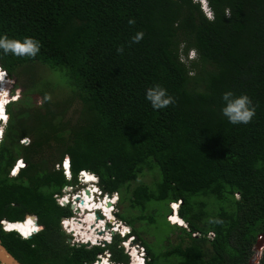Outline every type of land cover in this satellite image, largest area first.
<instances>
[{
    "label": "trees",
    "instance_id": "obj_1",
    "mask_svg": "<svg viewBox=\"0 0 264 264\" xmlns=\"http://www.w3.org/2000/svg\"><path fill=\"white\" fill-rule=\"evenodd\" d=\"M206 2L211 18L195 0H0V37L41 44L35 58L0 50V66L11 78L36 62L65 71L81 102L74 120L64 119L65 106L40 111L43 91L22 92L7 107L0 221L41 230L24 239L0 223L2 243L22 264H90L104 251L128 264L118 234L103 246L67 242L60 219L72 210L54 195L76 184L82 170L98 177L103 193L119 194L116 216L144 247L146 264H248L264 233V0ZM141 31L143 39L133 43ZM156 84L174 99L159 110L146 99ZM226 91L252 99L250 123L223 116ZM25 136L29 144H20ZM64 155L71 182L53 166ZM18 157L25 166L10 176ZM145 172L151 185L138 180ZM151 199L181 200L173 218L186 222L183 237L163 251L150 250L134 226L147 217ZM92 218L77 231L85 236ZM257 264H264V249Z\"/></svg>",
    "mask_w": 264,
    "mask_h": 264
},
{
    "label": "rangeland",
    "instance_id": "obj_2",
    "mask_svg": "<svg viewBox=\"0 0 264 264\" xmlns=\"http://www.w3.org/2000/svg\"><path fill=\"white\" fill-rule=\"evenodd\" d=\"M14 75L16 77H14L13 81H8L0 74V111L3 109V102L6 100L4 97H6L9 92L18 91L21 92L20 94H22V92H26V94H38V91H43V95H38L37 104L39 107L38 109L40 111L45 110L44 106H49L51 111L58 112L59 110H62L65 106L66 108H68V113H66L64 116L65 120H74L77 117L81 109L79 94L76 89L71 85V82L68 79V76L65 71L56 68H51L46 64L36 62L25 65L20 69H17L15 72L12 73V76ZM10 87L12 88L11 90L9 89ZM3 88L5 89L3 90ZM21 97L17 100V102L21 99ZM17 102H15V104ZM6 124L7 122L5 123V125ZM5 125L1 126L3 130H5ZM23 138L19 140V143L23 145L29 144L31 137L25 136ZM46 153L48 154L49 151H47ZM52 153L54 152H50V155ZM64 158L65 155L63 159ZM18 159H22L23 163H26L23 158L18 157L17 160ZM53 166L55 169H58L59 162L56 161ZM158 173L159 172H156V174ZM9 174L11 175V171H9ZM150 174L148 172H145L144 174L139 176L138 180L147 183L148 185H151V182L154 180V178L152 174ZM136 183L137 182L132 183V186L136 185ZM83 186L84 185H80V183L73 184L72 186H65L62 188L61 194L65 195L66 193H70L76 189L82 188ZM237 195L238 194H235V197H237ZM112 196H114V201H116V196L119 198V194L117 192L113 193ZM169 201L171 202L172 200H149L147 202V217L142 220H138L134 223V226L138 229L137 231L139 233L140 238L146 242L150 250L163 251L167 247L179 243L183 237V235L181 234V228L178 227L179 225L177 223H173L174 218L172 217L173 222L169 219L170 212L172 211V205L169 207ZM60 202L63 203L61 200ZM112 206L114 207V211L116 213L122 211L123 205H120V202L118 200L116 204H113ZM72 210L74 211V209ZM132 212L136 215L139 214L136 210H133ZM132 212L131 214H133ZM122 222L125 224L124 221ZM169 223H171L172 225H170ZM65 229L67 230V227ZM129 229H131V227H129ZM194 234L200 235L198 232ZM213 236V233H208V235H206L208 239L213 238ZM70 237L71 243H75V237L71 236V234L68 233V238ZM132 239L136 241L137 238L132 237ZM261 244L264 245V242ZM140 245L142 246V244L136 241L135 246H138L137 251L139 253H142L143 255L145 254L146 261V252L144 249V253L143 251H141ZM86 246L89 247L91 246V244H86ZM126 248H124V252L126 254L131 253V250L128 249L127 245ZM171 261H173V258H169L168 260L160 259L157 264H169Z\"/></svg>",
    "mask_w": 264,
    "mask_h": 264
},
{
    "label": "clouds",
    "instance_id": "obj_3",
    "mask_svg": "<svg viewBox=\"0 0 264 264\" xmlns=\"http://www.w3.org/2000/svg\"><path fill=\"white\" fill-rule=\"evenodd\" d=\"M195 1L200 3V7H201L203 13L208 18H211L212 14H211L210 8L208 7V4H207L206 0H195ZM129 23L130 24H134L135 21L134 20H130ZM143 36H144V33L142 31L141 32H137L132 37V42L133 43H139L140 40L143 39ZM0 50H2L5 55H9L10 54V55L16 56V57H31V58H35L39 54V52L41 50V44H40V42L37 39H35L33 37H30V36L24 37L23 39H15V38H9L7 35H5V36L0 37ZM117 51L122 53L123 52V48L121 47V48L117 49ZM191 55H193V52H191ZM0 74L8 81H13L14 77H16V76H12V78H11V76L1 66H0ZM20 93L21 92H18V91H12V92H9V94L6 97H4L6 100L3 102V109L0 112V116H2V118H0V119H2V122H0L1 134H4V132H5V130H3L1 126L5 125V123L8 122V117L9 116H8V113H7V107L12 102L17 101L19 99V97L21 96ZM13 97H14V99H13ZM146 99L151 103L152 107L154 109H157V110L165 108V107H168L169 105H171L174 102V99L167 94V90L165 88H163L159 84H156V85H154L152 87H149L146 90ZM222 99L225 102V105H224V107L222 109V114H223V116H225L228 119V121L231 124H234V125L247 124V123H250L251 120L253 119V117L255 116V108H254V106H252L253 105L252 99L248 95L242 94V95H239V96H234L233 92L226 91L223 94ZM3 116H5V117L3 118ZM6 125H5V128H6ZM65 163H66V167L64 166ZM16 165H17V161L14 162L12 168L10 169V171L12 169L15 170L14 173L11 172V175L9 174L10 176H15L18 173V171L25 166V164L23 166L20 165V167L18 169V167H15ZM58 169L62 171L63 175L65 176V178L67 180H69V181L72 180V175H71V171H70V161H69L68 156H65V158L62 159L59 162V168ZM82 172L85 173V170L80 171L78 173V175L80 173H82ZM78 175H77L76 184H79V183L82 182V180L78 178ZM82 175L83 174H81V176ZM95 184H97V187H98L100 193L102 195H106V193H103L100 190L99 186H98V177L97 176H96ZM72 185L73 184H71L70 186H72ZM64 186H69V185H64ZM84 186H85V183H84ZM113 193H116V192H113ZM112 194H109L110 201L114 200L113 199L114 196H112ZM57 195H58L59 198H62V196H63L62 194L61 195L57 194ZM54 197L56 199V194L54 195ZM115 200L116 201H114L113 204H116V202H117V200H119V198L116 196ZM56 201H57V199H56ZM172 201L173 202H170V201L168 202L169 203V207L171 206V204H175V202H177V214H178V209H179V206L181 204V202H180L181 200H177V201L172 200ZM57 203L60 205V203L58 201H57ZM68 203L71 204V201L70 202H66V203H62V205L64 206V205H67ZM110 207H113V206H110ZM169 207H168V209H169ZM74 211H75V209H74ZM74 211L72 210V213ZM112 213L116 216V212L114 211V209H113ZM99 215H100V218H102V220H103L104 217L108 220L107 221L104 218L106 220L105 224H106V226H108L107 228H109L110 226L112 227L113 224L110 222L109 217L106 214H103L100 211ZM69 217L71 218L73 216H69ZM67 218L68 217H64V219H66V220H67ZM61 220L62 219H60V221ZM1 221H0V223L3 226V229L5 230L4 222H1ZM120 221H123V220L120 219ZM10 222H12V221H10ZM183 222L186 224V222L184 220H183ZM125 224L127 226L126 232H122L121 230H119V232L118 231H114L112 234H110V239H109V241L106 244H108L111 241L112 236L114 234H118L122 238L120 240V243L123 246V249L126 248V246L124 245V242H126L128 240H131V242H133L131 244H134V242L136 244V241H134V239H132V237H134V235H132L131 229H129L130 226L127 223H125ZM169 224L172 225L171 223H169ZM60 226L65 231V233H67V234L69 233V232H67V230L65 228L62 227L61 222H60ZM178 227L181 228V227H186V226L185 225H179ZM11 231H14V232L18 233L21 238L27 239V238H30L31 235H33V234H35V233H37L38 231H41V230H38V231H35V232L32 231L28 235L21 234V232L16 231V230H11ZM209 233H213V232H209ZM134 238H136V237H134ZM76 242H81V241L80 240H76ZM76 242L75 243H71V244H76L77 245L78 243H76ZM82 242H85V241H82ZM90 244L91 245H100V246L104 245L102 243V240H99V243H95V244L94 243H90ZM143 249H144V247H143ZM105 252L106 251H104V253ZM127 254H128V258H129L128 264H130L131 253H127ZM99 259L100 258H99V255H98V259L95 262H97ZM145 259L146 258H142V263L143 264H146L145 263L146 262ZM110 261H111V259H110ZM95 262H92V263H95ZM92 263H90V264H92Z\"/></svg>",
    "mask_w": 264,
    "mask_h": 264
},
{
    "label": "bare ground",
    "instance_id": "obj_4",
    "mask_svg": "<svg viewBox=\"0 0 264 264\" xmlns=\"http://www.w3.org/2000/svg\"><path fill=\"white\" fill-rule=\"evenodd\" d=\"M4 117L5 116H3V118ZM0 118H2V116H0ZM0 122H2V119H0ZM0 136H1V128H0ZM17 166L19 168L20 164H18ZM64 166L66 167V163L64 164ZM87 174H90L91 176H93L94 180H87V177H86ZM81 180L82 182L80 183V185H84L85 183V187L83 186L82 188H79L80 190L76 189L70 193L68 192L65 195H63L61 199V201L65 200V203L70 202V201L73 202L74 206H77V210H78L77 214H75L71 218H67V220L64 221L63 224L64 226L65 224L67 226V232H69L71 236H74L76 240L90 241V243H94V244L99 243L98 242L99 240H106L108 242L110 239V234H111L110 231L119 232V230H121L122 232H126L127 226L122 221L117 220V217L112 213L114 208L110 207V205H107V202L110 201V196L108 197L107 195H102L99 192L97 184H95L96 182L95 174L92 172L90 173L89 171H85V173H83V175L81 176ZM85 188L89 189L90 191L89 194H86V192L84 191ZM95 196L97 199H95ZM100 196L103 197L102 200L101 198H99ZM111 202H112L111 203V206H112L114 203V200H112ZM171 205H172L171 206L172 211L170 212L169 219L172 221V217H173L172 214L176 212L177 202ZM95 209H98V210H95ZM98 211H101L103 214H106L107 216H108L107 213H110V216L108 217H109L110 222L113 224L112 227L111 226L109 228L106 227L105 223L107 219L105 217L104 218L106 220L104 218L103 220L102 218H99V219L95 218L96 213H98ZM90 213L93 215V218L90 221L86 229V234L84 236L83 234L78 232L77 229L81 226H84L87 223L85 222V217ZM3 221L5 225V230H8V231L16 230L17 228L16 222H10V221L8 222L7 220H3ZM17 222L22 223L25 227L24 228L25 231L16 230V231L21 232V234L27 235L31 233L32 231H34L33 226L29 225V231H28L27 226L23 221H17ZM177 224L186 226L184 222L183 223L180 222ZM80 229H85V227H82ZM131 243H133L131 242V240L124 242V245L125 246L127 245L128 249L131 250L130 264H141L142 257H141V254L137 251L138 247H136L135 244H131ZM105 253L107 254V252ZM99 258L100 259L97 262L92 263V264H111L108 261V258L106 257V255L100 256Z\"/></svg>",
    "mask_w": 264,
    "mask_h": 264
},
{
    "label": "water",
    "instance_id": "obj_5",
    "mask_svg": "<svg viewBox=\"0 0 264 264\" xmlns=\"http://www.w3.org/2000/svg\"><path fill=\"white\" fill-rule=\"evenodd\" d=\"M90 173H91V171H89ZM65 187V186H64ZM84 191L86 192V194H89V189L88 188H85L84 189ZM106 195L109 197V193H106ZM99 198H101V200H102V196H100ZM95 199H97L96 198V196H95ZM63 203H65V200H63L62 201ZM81 202H82V200H81ZM107 205H110L111 206V201H108L107 202ZM70 208L71 209H75V212H73L72 213V216H74L75 214H77L78 213V210H77V206H74V203L72 202L71 204H70ZM95 210H98V209H95ZM99 212L100 211H98V213H96V219H99L100 218V215H99ZM27 217H36L34 214H26L25 215V218H27ZM37 218V217H36ZM68 218H70V217H68ZM61 219H64V217H61ZM117 220H119L120 221V219L117 217ZM38 222L40 223V221L38 220ZM42 224V223H41ZM43 225V224H42ZM43 227H45V225H43ZM106 227H108V226H106ZM5 231H8V230H5ZM111 232V234L114 232V231H110ZM134 237H136V235H134ZM263 239V240H262ZM67 242L68 243H71V238H67ZM99 242V241H98ZM264 242V233H262L260 236H259V239L256 241V243L254 244V246H253V254H252V256H251V258L249 259V261H248V264H256L257 262H258V260H259V258L261 257V253H262V251H263V249H264V245L263 244H261V243H263ZM76 243H78L77 245H81V244H90V241H85V242H76ZM102 243L103 244H106L107 243V241L106 240H102ZM3 251V252H2ZM0 263L1 264H22L18 259H16L2 244H1V242H0ZM107 254H109V252L107 253ZM107 254L106 253H104V252H101L100 253V255H99V257L100 256H103V255H106V257H107ZM110 259V258H109ZM146 263V262H145Z\"/></svg>",
    "mask_w": 264,
    "mask_h": 264
},
{
    "label": "built area",
    "instance_id": "obj_6",
    "mask_svg": "<svg viewBox=\"0 0 264 264\" xmlns=\"http://www.w3.org/2000/svg\"><path fill=\"white\" fill-rule=\"evenodd\" d=\"M2 139H3V134H1V136H0V142L2 141ZM23 139H24V138H23ZM18 164H20V165H24L25 163H23L22 159H18V160H17V165H18ZM17 165H16L15 167H18ZM14 171H15V170H13V169L11 170L12 173H14ZM81 174H83V172L80 173V174L78 175V178H79V179H81ZM99 192H100V191H99ZM56 199H57V201L60 203V205H62V203L60 202V200H61L62 198H59L58 195H57V196H56ZM65 220H66V219H62V220L60 221L61 224H62V227H63V228H66V224H65V226H64V224H63ZM1 222H4V221L2 220ZM4 228H5V225H4ZM136 247H138V246H136ZM140 248H141V251H143V253H144L143 247H142L141 245H140ZM141 254H142V253H141ZM141 257H142V258H145V254H144V255L142 254ZM107 258H108V261H110V259H109V258H110V254H108ZM110 262H111V264H119V263H117V262H113V261H110Z\"/></svg>",
    "mask_w": 264,
    "mask_h": 264
},
{
    "label": "flooded vegetation",
    "instance_id": "obj_7",
    "mask_svg": "<svg viewBox=\"0 0 264 264\" xmlns=\"http://www.w3.org/2000/svg\"><path fill=\"white\" fill-rule=\"evenodd\" d=\"M2 229H3V226L1 225ZM4 230V229H3ZM0 242L1 244L4 246V244L2 243L1 239H0ZM5 247V246H4ZM6 248V247H5ZM1 264V263H0Z\"/></svg>",
    "mask_w": 264,
    "mask_h": 264
}]
</instances>
